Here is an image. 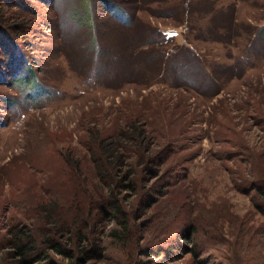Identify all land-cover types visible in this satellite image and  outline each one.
<instances>
[{"label":"rangeland","instance_id":"1","mask_svg":"<svg viewBox=\"0 0 264 264\" xmlns=\"http://www.w3.org/2000/svg\"><path fill=\"white\" fill-rule=\"evenodd\" d=\"M0 14L35 81L12 82L0 52V264H16L14 225L66 251L31 264H264V0H0ZM99 139L122 144L119 168ZM106 194L121 213L101 212Z\"/></svg>","mask_w":264,"mask_h":264},{"label":"trees","instance_id":"2","mask_svg":"<svg viewBox=\"0 0 264 264\" xmlns=\"http://www.w3.org/2000/svg\"><path fill=\"white\" fill-rule=\"evenodd\" d=\"M183 22L182 23L185 24V21ZM19 26L20 25L18 23H14V22L5 24L3 22L2 15L0 14V52L4 53L5 56L8 58L6 64H8L7 67L10 69L9 70L6 69V70L8 71V73L9 71L10 73H12V74L9 73V75H11V78L13 80L12 82L22 81L23 83L35 85V81L33 78L34 75L31 70V65H30V62H28L26 56L24 55V52L22 53L18 51L19 54L17 53V58H14L15 62H13V66L11 65L14 54L16 53L15 51L18 50L17 43L11 40V35L21 32ZM179 64H181V62ZM17 70L18 72H16ZM128 136H130V138H134V139H137L138 141L140 140L144 142L143 139L145 137V133L143 129L137 128L134 131L130 130L128 132ZM96 146H97V152L100 153L97 159L103 160V164L104 166H106L107 169L111 168V170H115L116 168L120 167L119 164L122 163L126 155H124L123 153L124 149L122 147V144L119 141L99 139L96 142ZM143 148L146 149L145 147ZM161 156H162V153L160 150L158 153L148 155L145 158V161L156 162V164L158 165L161 162L160 160ZM98 162L99 161H97L96 163ZM145 168H147V170L149 171H152L153 167L150 165V163L147 162V164H145ZM102 169H103L102 166H98L97 172L100 174L102 172ZM152 172H154L153 173L154 176L157 174V171H152ZM124 173L126 174L125 171ZM113 184H115L114 181L109 184V189H112L111 187ZM124 185L127 188H132V183L130 181L129 182L126 181ZM254 187H255V195L257 196V199H255L253 203L264 214V185L258 184L256 182V186ZM158 190L160 191L161 189H158ZM102 194H105V193H102ZM102 198H103L104 204L99 203L98 205L101 212L103 213L108 212L107 207H109L111 210H114L115 213H121L120 205H118L117 201L114 198L110 197L107 194L105 197H102ZM141 200L144 201L145 199L141 198ZM152 201L153 200H150V201L146 200L144 204L148 206L149 204H151ZM10 231L12 232L13 236L9 240L8 245L11 247V252L14 253V256L16 258L15 259L16 264H31L33 261L46 256L45 251L49 250V248L57 252H66L64 248L61 246V244L58 241L54 240L52 237H50L48 234H44L39 239L40 236L37 234H34L25 225H22V226L14 225L13 228L10 229ZM95 248H96V245L94 243H91L88 249L86 247L80 246L78 247V251L85 255H88V254L90 255L91 254L90 252L92 253L94 252L93 254H97V251L95 250ZM160 251L161 249L156 251V254H158ZM153 252L154 251H150L145 254L149 255ZM146 263L147 262L135 261L132 264H146ZM156 264H162V263L158 262Z\"/></svg>","mask_w":264,"mask_h":264}]
</instances>
